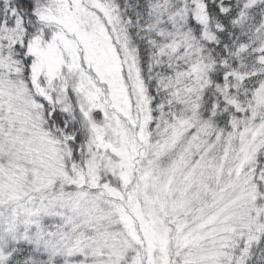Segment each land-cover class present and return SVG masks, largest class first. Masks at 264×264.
Instances as JSON below:
<instances>
[{
    "label": "snow or ice",
    "instance_id": "snow-or-ice-1",
    "mask_svg": "<svg viewBox=\"0 0 264 264\" xmlns=\"http://www.w3.org/2000/svg\"><path fill=\"white\" fill-rule=\"evenodd\" d=\"M0 264H264V0H0Z\"/></svg>",
    "mask_w": 264,
    "mask_h": 264
}]
</instances>
